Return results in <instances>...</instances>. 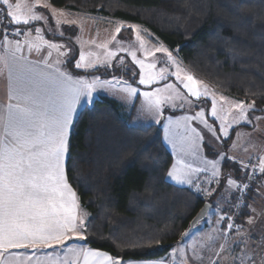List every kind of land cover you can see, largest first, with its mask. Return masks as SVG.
Returning <instances> with one entry per match:
<instances>
[{
	"label": "snow or ice",
	"instance_id": "obj_1",
	"mask_svg": "<svg viewBox=\"0 0 264 264\" xmlns=\"http://www.w3.org/2000/svg\"><path fill=\"white\" fill-rule=\"evenodd\" d=\"M35 3L40 5L41 0H35ZM0 4L6 6L0 10L5 12L4 19L9 21L7 27H13V35H31L30 31L23 33L21 25L27 26L40 20L47 23L46 17L31 8L21 11L19 3L14 6L10 0H0ZM52 13L59 26V17H63L65 13L55 8ZM7 27L3 29L2 41L5 52L0 55V65L3 66L0 72L7 69L8 81V103L0 113V264H124L119 256L114 257L105 251L87 246L88 237L85 233L88 214L82 212L77 193L69 182L67 164L70 159V130L77 106L82 97L90 100L96 88L106 84L118 87L129 97L142 95L146 110L157 115L161 114L165 103L185 97L173 83L140 93L137 87L115 77L111 81L93 78L91 82L82 77H74L70 72L61 70L59 65L64 61L59 59L55 64L49 63L47 59L29 60L22 54L25 44L29 52L33 49L39 52L41 47L47 45L49 49H55L59 53L61 46L45 40L39 27L35 28V40L27 39L23 43L20 40H10ZM123 27V24H119L115 28L112 41H116ZM129 27L134 32L135 40L144 56L154 58L153 62H146L145 59L137 57L135 50L129 51L125 47L117 50L129 52L134 64L138 65L140 85H153L173 76L187 94L196 100L211 97L210 114L220 121V131L224 136H228V129L234 124L241 121L251 123L247 113L255 110L254 102H229L224 96H220L219 101H223L228 107L220 105L218 110L219 101L207 84L182 67L177 57L162 43L149 46V41L141 34L142 29L139 26ZM98 47L105 49L104 61H100L99 56L92 52L81 51L75 67H95L97 63L109 62L117 55L116 51L108 48V42ZM156 53L165 54L164 62L174 67L175 71L170 72L164 67L157 71ZM234 109L238 111V115L229 119ZM194 120L215 132L205 118L203 109L193 116L186 115L177 120L169 118L165 125V139L172 145L178 157L168 170L167 177L177 184H193V174L208 172L209 166L211 178L207 183L210 184L212 178L220 175L216 160H206V167L195 168L192 164L185 163L182 158L189 153L195 155L199 141L203 139L197 129L191 126L190 122ZM259 172L264 174V157L260 159ZM227 183L229 187L239 190L235 180L229 178ZM196 187L205 196H211L215 192V189H202L198 181ZM243 187L247 188L248 185ZM221 199L227 200L228 197ZM217 207L219 210V203ZM225 220L228 221V230L236 229L237 239L242 245L241 252L222 255L224 252H232V243H235V240L228 243V238L223 237L225 243L219 245V251L214 253L217 259L210 260V264H264V231H256L252 227L257 218L250 216L247 221L250 227L243 231V225L234 224L232 217L228 215L220 216L217 223ZM73 240L85 243H69ZM126 264L164 262L130 260Z\"/></svg>",
	"mask_w": 264,
	"mask_h": 264
},
{
	"label": "trees",
	"instance_id": "obj_2",
	"mask_svg": "<svg viewBox=\"0 0 264 264\" xmlns=\"http://www.w3.org/2000/svg\"><path fill=\"white\" fill-rule=\"evenodd\" d=\"M49 1L143 25L196 73L230 94L252 96L255 111L264 113V0ZM74 61L66 63L73 73L117 75L136 84L138 73L126 66L83 71ZM172 162L161 127L132 122L115 98L100 95L82 107L70 130L67 164L88 214L87 245L122 260L164 257L202 204L211 203L167 179ZM228 166L224 161L223 169ZM253 195L251 187L236 221L248 215Z\"/></svg>",
	"mask_w": 264,
	"mask_h": 264
},
{
	"label": "rangeland",
	"instance_id": "obj_3",
	"mask_svg": "<svg viewBox=\"0 0 264 264\" xmlns=\"http://www.w3.org/2000/svg\"><path fill=\"white\" fill-rule=\"evenodd\" d=\"M58 11L65 13V17H59L61 24L58 26L56 22L51 19L49 20V26H47L45 28L46 30H43V32L55 40L64 39L62 42L65 45L70 44L71 48L69 50L70 55L67 58L68 60L69 57L72 58L74 54L80 55V52L84 51L85 53L92 52L96 54V56H99L100 61H104L105 49L98 47V45L108 42V48L117 52L116 57L112 58L109 62L97 63L95 67L85 69L107 66H126L128 71H131V73L134 71L138 73L136 84L129 82L122 76L120 77L124 78V80L133 87H137L140 93L143 91H151L157 87L162 88L167 83H173L177 85V88L180 90L182 96L185 97V99L177 98L170 103H165L162 106L161 114L157 115L155 112L146 110L142 95L138 94L135 97H129L126 93L120 91L118 87L106 84L103 87L98 86L96 88L87 105L92 103L94 100L93 97L97 98L99 95H107L118 99L123 104L132 122L142 121L144 123L156 124L160 127L162 126V136L169 147H172V145L165 139V125L168 124L169 118L177 120L180 117L186 115L188 116V112L191 110L193 111L195 109L196 112H198L203 109L205 112V118L215 130L214 134H216L218 140L213 141L210 137H207L205 142L203 139L200 140L199 148L196 150V153L201 151V153L209 158V160L220 161V164L224 159V161L228 162L229 166L226 170L223 168L220 170L219 179L217 178L215 181L214 179L212 180L215 182L213 185H211V183L203 184L204 181H202V178L205 177L206 174L211 175L210 166L208 172H200V176L198 178L199 184L201 182L200 187L202 189H215V192L211 196H205L203 191H197V187H192H194V191L200 196L210 199L212 206L209 209L207 216L193 229L186 231L187 235L184 234L182 238L170 249V252L166 254L169 261L175 264H210V260L215 261L217 259L214 253L219 251V245L225 243L223 237L228 238V243H232L233 240H235V243H232V252H224L222 255L227 256L233 254V252L234 254H239L241 252L242 245H240L239 239H237L236 229L233 228L232 230H228V221H221L218 224L217 219L222 215L231 216L234 224L243 225V231L245 229H249L250 227L247 222L248 218L250 216L256 217L257 222L252 227H254L256 231H264V174L259 172L260 159L261 157H264V113H257L255 110H249L247 115L249 120H251V123L241 121L239 124H234L228 129V136H224V134L220 131V121L215 117H212L210 114L212 108L211 97H201L199 100H196L187 94L186 90L182 88L173 76H168L164 81H160L153 85H140L138 83V65L134 64L129 52H121L117 50L121 47L128 48L129 51L135 50L138 58L145 59L146 62H153V57L146 58L144 56L143 51L139 48L138 42L135 40L134 32L129 26H139L142 29L141 34L145 35V38L149 41V46H158V44H161L162 42L156 39L146 27L134 22L115 19L108 16L105 17L102 15L90 14L82 11H74L64 7ZM42 13L46 14L47 11L42 10ZM68 23L69 25H65ZM119 24H123L124 27L121 33L117 35L116 41H112L111 37L115 32V28ZM60 33L63 35L61 36ZM93 41L95 43H93ZM163 45L167 47L165 44ZM169 51L177 57V59L181 62L182 67L192 73L198 80L203 81L209 86V89L215 94L218 101L220 96H224L229 102L244 101L246 104L253 103L252 96H238L224 91L221 87L211 83L196 73L190 66L185 64L178 57L176 51L170 49ZM94 58L95 57H92V59ZM155 60L157 62V71L162 67L168 68L170 72L175 71L174 67H171L169 64L164 62L166 61L165 54L156 53ZM93 76L94 74L90 73L86 74L85 78L89 82H91L93 78H99L98 76ZM220 105H223L225 108L228 107V105L224 104L223 101H219L218 110ZM236 115H238V111L234 109L229 116V119ZM195 121L202 125L204 130L214 135L213 131L206 128L198 120ZM195 128L201 135L204 134L202 130H198V124ZM237 154L238 157H236ZM191 156L192 157L190 160H187V162L192 161V166L195 168L206 167L202 160H197L198 157L196 154ZM194 160L195 162H193ZM238 167L239 171L237 173L236 170H238ZM251 167L256 168L254 175H249ZM238 174L240 177L236 178L235 176ZM249 176H251V179ZM256 176H259V178L257 177L258 181H255ZM229 178L237 182L239 190L236 187L228 186L227 181ZM247 179L249 181V183L246 182L248 183V187L244 188L243 186L245 184V180ZM217 181H219V183H217ZM251 187L253 188L254 195L253 198H250V202L248 203V215L244 218H240L239 221H236L237 214L243 206L244 198L247 196L249 188ZM221 197H228V199L222 200ZM218 203L220 206L219 210L217 207ZM253 209L255 211H252Z\"/></svg>",
	"mask_w": 264,
	"mask_h": 264
},
{
	"label": "crops",
	"instance_id": "obj_4",
	"mask_svg": "<svg viewBox=\"0 0 264 264\" xmlns=\"http://www.w3.org/2000/svg\"><path fill=\"white\" fill-rule=\"evenodd\" d=\"M10 2L15 6V4L19 3L21 5V11H26L28 8H31L34 12L38 13V14H41L42 16L46 17L47 18V23H45L44 20H40V21H33L31 22L29 25H27V27H24L25 28V33H28L29 31L31 32V35H25L23 34V36L19 39L22 43L27 40V39H32V40H35L36 38V32H35V28L39 27L42 29V35L44 37L45 40H48L49 42H52V43H55L57 45H60V49H59V53L57 52V50L55 49H49L47 45H44L43 47H41L40 51L37 52L35 49H33L31 52H29L28 48H27V45L25 44L23 46V55L27 56L29 60H32V61H43L44 59H47L49 63L51 64H55V62L59 59V60H62L64 61V63H61L59 65V67L61 68L62 71H68L70 72L74 77H82L84 79L85 78V75L86 74H79V73H73L71 72L67 66H66V63H67V58L68 56L70 55L69 54V50L71 48L70 44L69 45H65L62 41L63 40H55L51 37H49L46 33L43 32V30H46L45 28L47 26H49V20L52 19V21H56V17L53 16V13H52V9L55 8L57 10L59 9H62V7H56L54 5H52L50 3L49 0H41V3L40 5H36L35 3V0H10ZM46 5V6H45ZM6 7V6H4ZM42 10H46L47 13L46 14H43L42 13ZM65 17V16H64ZM64 24V23H63ZM65 25H69L68 24H65ZM21 26H24V25H21ZM2 41H3V38L2 36H0V55L4 54L5 52V49L3 47V44H2ZM62 42V43H61ZM49 52H51V55H49ZM61 53H67L68 55L65 56V55H61ZM75 56V61H74V64L76 63V61L79 59V54L78 55H73ZM72 56V57H73ZM3 66L0 65V69H2ZM75 69L77 70H83V71H86V70H92L94 68H91V69H85V68H76L74 66ZM95 76H98L99 77V80L100 81H111L113 80V78H117L119 80H124V78L120 77V76H111V77H107V78H103V77H100L99 75L97 74H94L93 77ZM87 80V79H86ZM7 84H8V81H7V69H3L2 72H0V113H2L4 111V106L8 103V94H7ZM98 94V93H97ZM97 96V95H96ZM100 96V95H99ZM107 96V95H106ZM110 97V96H109ZM94 99L96 97H93ZM114 98V97H112ZM118 100V99H116ZM119 101V100H118ZM89 102V99H87L86 97H82L81 98V101H80V104L77 106V113L79 112V110L84 107L85 105H87ZM120 102V101H119ZM121 103V102H120ZM122 104V103H121ZM123 105V104H122ZM196 112V110L194 109L193 111H189L187 114L188 116H193L195 115L194 113ZM76 113V115H77ZM75 115V116H76ZM75 118V117H74ZM192 126L194 127H197V124H198V130H202L204 132V134H202L201 136H203V141L205 142L206 138L207 137H210L213 141L215 140H218L216 134L212 135L210 134L208 131L204 130V128L202 127V125H200L197 121H191L190 122ZM162 128V126H161ZM163 131V130H162ZM163 138V136H162ZM163 142L165 144V146L168 148V150L171 152L172 154V157H173V163H175V161L177 160V154H176V151L173 149V147H169L167 145V143L164 141L163 139ZM217 142V141H216ZM220 142V141H219ZM192 154H187V155H184L182 158L185 160V163H189V164H192V161L191 162H187V160H190V158L192 157L191 156ZM196 156L198 157L197 160H202L203 162H205L206 160H209V158H207L203 153H201V151H199L198 153H196ZM223 156V155H222ZM221 156V157H222ZM244 156V155H243ZM236 157H238V154L236 155ZM240 158V157H239ZM251 158V157H250ZM195 162V160L193 161ZM223 162H224V159L222 160L221 164H220V161L218 162L219 163V168L220 170L223 168ZM200 164V163H198ZM202 165V164H201ZM204 166V165H203ZM221 166V167H220ZM194 167V166H193ZM171 168V167H170ZM200 173H194L193 176H192V179L194 181L193 184H177L174 180H172L171 178H168L167 179L176 184V185H180V186H186V187H190L191 189L194 190V187L192 186H195L196 187V182L198 181V178H199V175ZM220 176V175H219ZM219 176L218 177H215V178H212V180L214 179H219ZM211 178V175L210 174H206L205 177L202 178V181L203 184L207 183V181ZM213 183L215 182H211V185H213ZM201 184V182H200ZM223 191V190H222ZM81 210L82 212H85L86 211L81 207ZM69 243H78V244H83L84 241H78V240H73V241H69ZM88 246V245H87ZM89 247V246H88ZM92 248V247H91ZM96 249V248H95ZM100 250V249H99ZM101 251H104V250H101ZM107 252V251H105ZM170 252V250H169ZM168 252V253H169ZM109 253V252H107ZM110 254V253H109ZM111 255V254H110ZM131 259L129 260H122L124 262V264H126L127 261H130ZM144 260H152V261H160V260H163L164 264H175L171 261H169V259L167 258V255H165L164 257L162 258H157V259H133L131 261H144Z\"/></svg>",
	"mask_w": 264,
	"mask_h": 264
},
{
	"label": "built area",
	"instance_id": "obj_5",
	"mask_svg": "<svg viewBox=\"0 0 264 264\" xmlns=\"http://www.w3.org/2000/svg\"><path fill=\"white\" fill-rule=\"evenodd\" d=\"M3 7H4V6H3L2 4H0V8H3ZM4 16H5V12H4L3 10H0V36H2V37H3V35H4L3 29H4L5 27H7L8 24H9V21L6 20V19H4ZM20 27H21V26H20ZM21 28H22L23 33H24V32H25V28H24V27H21ZM13 31H14L13 27H7V35H8V38H9L10 40H19V39L23 36V34H20V35H13ZM255 172H256V168H255V167H251V168H250L249 175H254ZM246 182L249 183L248 179L245 180V184L248 185V183H246ZM245 184H244V185H245Z\"/></svg>",
	"mask_w": 264,
	"mask_h": 264
},
{
	"label": "water",
	"instance_id": "obj_6",
	"mask_svg": "<svg viewBox=\"0 0 264 264\" xmlns=\"http://www.w3.org/2000/svg\"><path fill=\"white\" fill-rule=\"evenodd\" d=\"M210 208H211V203L208 201H205L202 204V206L199 208V210L195 213V215L192 217V219L190 220L187 231H190L191 229H193L201 220H203L207 216V213Z\"/></svg>",
	"mask_w": 264,
	"mask_h": 264
}]
</instances>
